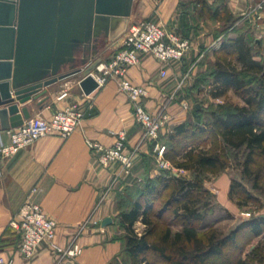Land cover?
Wrapping results in <instances>:
<instances>
[{
	"label": "crops",
	"instance_id": "1",
	"mask_svg": "<svg viewBox=\"0 0 264 264\" xmlns=\"http://www.w3.org/2000/svg\"><path fill=\"white\" fill-rule=\"evenodd\" d=\"M187 1L136 0L134 19L121 25L120 33L108 40L98 59L99 63L112 59L121 49L129 25L141 20L159 23L168 32H174L191 41V49L183 61L165 68V77L160 73L164 69L163 64L151 56H144L140 65L130 68L127 72V78L133 84L148 89L149 96L143 100V104L152 113L175 94L169 107L171 121L161 130L159 137H164L172 132L176 125L186 121L192 109L184 110L181 104L188 102L195 106L189 89L197 84V75L206 70L205 61L215 59L213 51L220 48L223 40L218 33L222 24L210 20L200 21L196 15H192V12L196 11V4L188 5ZM209 2L212 4L214 0ZM226 5L233 16L250 21L264 56V0H226ZM258 5L263 8L244 18V14L250 13ZM198 59V65L191 78L182 90H178L179 83ZM83 76L55 84L48 88L47 95L27 104L32 117L40 116L48 120L65 107L77 104L85 114L81 126L67 139L56 134L46 136L1 161L0 255L12 259L13 264H54V258L46 245H42L30 261L25 260L19 252L20 235L10 226V221L28 199L40 204L46 214L56 220L57 241L62 246H66L79 227L89 221L78 239L83 248L79 264H123V242L118 238L122 231L115 225L119 214L116 208L118 200L126 188L147 178L154 179L160 174L159 164L150 171L146 170L145 158L154 155L159 162L155 145H163L159 141H147L139 145L142 128L133 117V105L119 90V82L112 80L86 95L79 85ZM204 88V92L198 95L201 100L210 92V86ZM65 91H68V96L62 101L57 100ZM231 93L234 94L231 91L229 95ZM209 98L214 102L210 95ZM210 99L207 98L204 102ZM236 105L242 106L244 103L240 99ZM22 107L23 105H20V108ZM122 131L127 136L126 147L134 149L138 146V152L131 174L121 176L119 183L111 188L113 177L120 174L119 166L102 167L97 155L87 146L86 140L91 139L111 147ZM3 142L9 143L6 133L3 134ZM166 162V169L171 170L176 177H185L183 175L190 172ZM215 184L222 188L225 197L230 193L229 181L222 178ZM106 218H112L113 223L103 227L102 222ZM249 219L241 220L238 226ZM257 248L264 255V233L247 245L242 255L243 261L264 264V256L262 261H259L260 257L253 258V251Z\"/></svg>",
	"mask_w": 264,
	"mask_h": 264
},
{
	"label": "trees",
	"instance_id": "2",
	"mask_svg": "<svg viewBox=\"0 0 264 264\" xmlns=\"http://www.w3.org/2000/svg\"><path fill=\"white\" fill-rule=\"evenodd\" d=\"M209 1L188 0L187 4H196L192 15L199 20L222 24L218 31L223 37L221 46L213 51L214 60L205 61L206 70L197 75V84L189 89L195 106L186 121L158 139L165 147L163 159L179 169L189 170L190 177H176L171 170L159 167L158 177L147 178L124 190L116 206L119 214L115 221L122 231L118 238L123 242V264L156 261L159 264H251L243 261L242 255L247 245L264 233V219L259 215L228 235L205 224L213 198L205 186V175L213 172L220 175L232 158L244 177L258 182L262 178L261 168L254 167L258 165V157L264 156L261 44L250 21L233 16L226 0H214L212 4ZM205 86H210L209 95L213 99L224 98L233 91L244 105L226 102L205 107L198 96ZM210 143L214 147L206 148ZM216 145L223 151L216 149ZM229 151L233 154L231 158L227 156ZM158 164L154 155L146 156L147 171ZM235 194L246 202L256 200L246 187L233 180L230 195ZM138 222L146 227L141 235L135 230ZM263 256L258 248L253 251V258L260 257L262 261Z\"/></svg>",
	"mask_w": 264,
	"mask_h": 264
},
{
	"label": "water",
	"instance_id": "3",
	"mask_svg": "<svg viewBox=\"0 0 264 264\" xmlns=\"http://www.w3.org/2000/svg\"><path fill=\"white\" fill-rule=\"evenodd\" d=\"M135 1L0 0L2 130L22 126L32 117L27 104L55 84L84 75L80 87L94 92L98 84L90 73L104 45L129 23ZM112 223L106 218L102 226Z\"/></svg>",
	"mask_w": 264,
	"mask_h": 264
},
{
	"label": "built area",
	"instance_id": "4",
	"mask_svg": "<svg viewBox=\"0 0 264 264\" xmlns=\"http://www.w3.org/2000/svg\"><path fill=\"white\" fill-rule=\"evenodd\" d=\"M258 5L250 13L244 14L248 17L254 11L262 9ZM191 49V41L182 38L174 32H168L164 26L150 20H141L129 25L125 34L121 49L107 62H100L90 76L98 84V88L105 86L112 80L119 82V90L123 92L133 105V117L142 128L139 145L147 141H158L160 132L171 121L169 107L173 102L175 94L154 113L148 111L143 100L149 96L148 89L133 84L127 78L130 68L141 64L144 56H151L163 64L164 69L160 72L162 77L167 75L166 67L183 61ZM199 59L189 68L187 74L178 85L182 90L186 82L191 78L198 65ZM68 96V91L58 96L62 101ZM184 110L190 109V103L183 102ZM85 114L77 104L69 105L56 112L51 119L40 116L25 120L24 124L16 129L3 131L0 125V164L4 158L15 155L36 141L46 136L59 135L63 139L69 138L82 124ZM9 137V143L3 142V134ZM127 136L120 132L113 146L107 147L103 144L86 140L89 149L97 155L98 161L104 168L118 165L120 174L113 177L111 188L119 183L121 176H129L134 166L138 146L134 149L126 147ZM155 150L158 153L159 165L167 168L168 164L163 159L165 147L156 143ZM180 172H182L180 170ZM36 191V190H34ZM247 218L251 217L246 213ZM89 221L81 225L76 235L66 246L57 241L58 223L50 218L42 206L28 199L19 212L11 219L10 226L20 235L19 252L25 260L30 261L37 250L46 245L54 258V264H79V257L83 254V248L79 244V237L84 232ZM12 259L0 255V264H13Z\"/></svg>",
	"mask_w": 264,
	"mask_h": 264
},
{
	"label": "rangeland",
	"instance_id": "5",
	"mask_svg": "<svg viewBox=\"0 0 264 264\" xmlns=\"http://www.w3.org/2000/svg\"><path fill=\"white\" fill-rule=\"evenodd\" d=\"M134 19V14H132L131 19ZM200 21H202L200 19ZM207 96V95H206ZM204 101H207L210 99L209 95L207 97H203ZM226 102H230L233 104H237L240 102V99L231 93L228 94L224 98L214 99V102L210 99V101L205 102L207 104L206 107H208L211 103L217 104V105H223ZM204 103V105H205ZM193 110V105L190 104V109ZM219 140V139H218ZM218 143V141H217ZM209 147L206 148H213L214 144L210 143L208 145ZM220 152L223 150L221 148H217ZM231 152L229 151L227 153V156L231 158L232 156ZM242 155L239 156V160H242ZM261 168L262 178L258 180V182H255L252 178L244 177L242 174V169L239 167L238 164L231 158L228 168L219 175V173H208L205 180V186L210 191V193L213 195L212 200L210 201V207L208 208V211H206V221L205 224L212 229H215L222 233L223 235L227 234L229 231L234 230L238 227V223L241 220L246 219L245 216L246 213H250L251 217L253 218L257 215L264 214V156L258 157V165L254 167V169ZM184 174V173H183ZM187 178L190 177V172L188 175H183ZM224 178V180L229 181L230 186L232 184L233 180H236L240 184H242L244 187L248 189V191L251 193V195L256 199L252 202H246L241 197L237 196L236 194L234 196H231L230 193L228 195H223V190L221 187L216 186L215 183H217L219 180ZM221 193V194H220ZM223 195V196H222ZM179 228V227H177ZM136 232L141 235L143 234L145 230V226L138 222L135 225ZM155 264H159L157 261Z\"/></svg>",
	"mask_w": 264,
	"mask_h": 264
},
{
	"label": "bare ground",
	"instance_id": "6",
	"mask_svg": "<svg viewBox=\"0 0 264 264\" xmlns=\"http://www.w3.org/2000/svg\"><path fill=\"white\" fill-rule=\"evenodd\" d=\"M120 30H121V27H119V28L117 29V32H116L115 35H118V33H120Z\"/></svg>",
	"mask_w": 264,
	"mask_h": 264
}]
</instances>
